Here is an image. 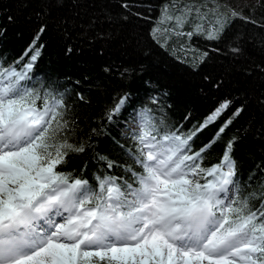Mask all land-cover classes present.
Masks as SVG:
<instances>
[{
  "label": "snow or ice",
  "instance_id": "1",
  "mask_svg": "<svg viewBox=\"0 0 264 264\" xmlns=\"http://www.w3.org/2000/svg\"><path fill=\"white\" fill-rule=\"evenodd\" d=\"M193 13L207 19L195 7L171 15L165 9L164 19L174 21L175 31ZM212 15L209 40L220 39L234 19L255 23L243 10L217 7ZM44 31L14 64L0 63V264H264V193L256 208L255 194L244 195L237 186L231 155L236 138L226 143L219 163H200L243 107L198 151L193 138L230 108V100L188 132L169 125L162 109L158 118L150 108L136 110L135 128L123 134L129 146L113 140L131 163L97 155L105 169L93 187L57 170L70 151L86 147L68 142L64 94L28 86ZM195 31L205 33L204 23ZM159 32L152 29L154 40ZM126 101L127 95L115 98L106 113L110 123ZM118 167L125 175L109 174Z\"/></svg>",
  "mask_w": 264,
  "mask_h": 264
},
{
  "label": "trees",
  "instance_id": "2",
  "mask_svg": "<svg viewBox=\"0 0 264 264\" xmlns=\"http://www.w3.org/2000/svg\"><path fill=\"white\" fill-rule=\"evenodd\" d=\"M205 2L0 0V63L7 67L18 61L44 27L36 44L37 48L43 47L28 86H51L64 94L68 142L86 145L82 153L70 151L65 163L57 166L58 171L86 179L95 187V175L105 169L97 155H106L120 165L131 163L113 140L125 144L123 134L136 110L150 108L158 118L162 109L169 125L188 132L222 101L230 100V108L193 138L192 149L198 151L209 144L236 108L243 107L200 163L204 168L219 163L226 143L235 137L231 155L236 162L237 186L244 195L255 194L252 203L261 207L264 0H248L239 10L255 23L234 19L217 40L206 37L209 22L215 17ZM190 7L200 9L207 19L201 21L193 13L182 28L173 31L174 21L164 19L165 9L171 15ZM200 23L205 25L203 34L195 31ZM157 27L160 32L154 40L151 33ZM233 48L239 52H233ZM125 95L126 104L110 123L107 110L115 98ZM152 98H157L156 104ZM109 174L125 175L121 167Z\"/></svg>",
  "mask_w": 264,
  "mask_h": 264
},
{
  "label": "rangeland",
  "instance_id": "3",
  "mask_svg": "<svg viewBox=\"0 0 264 264\" xmlns=\"http://www.w3.org/2000/svg\"><path fill=\"white\" fill-rule=\"evenodd\" d=\"M248 0H207L205 5L209 6V12H212V9L219 7V10L222 12H228L230 9L240 10L242 4H245ZM129 128H135L134 117L130 122L127 123Z\"/></svg>",
  "mask_w": 264,
  "mask_h": 264
}]
</instances>
